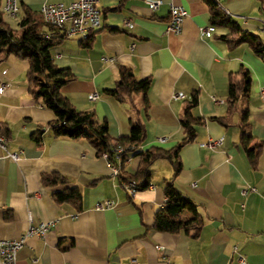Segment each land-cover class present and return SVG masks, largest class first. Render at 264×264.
<instances>
[{
	"label": "crops",
	"instance_id": "obj_1",
	"mask_svg": "<svg viewBox=\"0 0 264 264\" xmlns=\"http://www.w3.org/2000/svg\"><path fill=\"white\" fill-rule=\"evenodd\" d=\"M74 1L19 0V6L39 14L45 4ZM159 1L153 11L147 0H100L102 27L91 34V46L60 30L63 38L51 50L55 64L74 76L61 92L79 111L107 121L114 143L129 136L132 122L139 121L147 132L141 150L175 148L185 137V109L198 94L191 112L206 122L181 150L179 176L174 179L171 161L159 160L151 167L149 188L135 196L87 139L53 134L56 116L31 97L27 61L11 55L0 64V126L9 129L0 130L5 139V147L0 145V240H19L31 220L54 224L45 237L28 239L16 264H264V57L255 54L249 39L233 45L241 35L225 27L216 28L212 37L201 35L212 25L208 0ZM172 6L188 12L179 35L167 32ZM219 6L264 43L259 0H220ZM120 65L131 68L138 80H151L147 109L143 95L134 97L138 115L129 102L106 93L116 87ZM242 68L252 78L251 92L231 111L230 76L242 80L235 75ZM93 93L100 95L95 102L89 99ZM180 93L185 97L178 98ZM244 109L253 145H263L255 170L240 144ZM214 117L225 118L227 126L210 120ZM161 138L166 141L159 143ZM9 153H19L20 160L14 162ZM139 166L140 158L131 159L126 172L133 175ZM51 174L65 177L68 185H45L43 177ZM173 179L197 205L198 215L186 212L185 217L201 220L198 237L194 231L153 229L166 201L164 188ZM73 187L82 194L79 203L55 201V192ZM108 201L113 207L96 209Z\"/></svg>",
	"mask_w": 264,
	"mask_h": 264
},
{
	"label": "trees",
	"instance_id": "obj_2",
	"mask_svg": "<svg viewBox=\"0 0 264 264\" xmlns=\"http://www.w3.org/2000/svg\"><path fill=\"white\" fill-rule=\"evenodd\" d=\"M261 11L264 13V0H259ZM4 0H0V64L9 56L27 61L29 64L26 76L29 83V93L36 102H41L43 107L51 110L56 120L51 123L53 134L56 137H69L72 139H87L97 151V155L103 157L104 153L109 154V161L120 168L119 178L124 182H133L137 189H148L151 184V167L159 160H169L174 167V179L179 176L182 170L180 152L184 146L193 142L197 130L204 125L206 120L195 118L192 109L198 105V94L195 93L185 109L181 120L182 129L185 132L184 139L173 149L158 147L149 150H141L146 140V129L137 121L132 122V130L129 136L119 138L118 145L126 148V151L119 156L116 153L115 143L109 135L107 121L99 122L94 112L79 111L62 92V87L74 78L69 68H61L55 64L51 50L60 43L59 29L48 25L41 14L20 8L22 20L18 23L19 29H13L4 19ZM210 6V21L215 28L225 27L233 34H240V38L233 45H238L249 39L255 54L264 57V43L260 36L244 32L238 22L218 6L213 0H208ZM65 37V36H64ZM222 38H226L222 36ZM85 47H90L92 37L82 41ZM235 75H241L242 80L231 75L229 81L228 104L231 111L235 110L238 102L247 97L251 92L252 78L249 71L241 69ZM151 87V80H138L132 69L127 66H119V81L112 90L106 93L117 101L129 102L133 112L139 114L134 104V97L143 95L144 106L148 107V92ZM241 140L243 148L251 167L257 169L260 157L263 152V145L255 144L249 122V111H241ZM222 126H227L225 118H210ZM0 130L8 132L7 126H0ZM3 129V130H2ZM40 142V138H36ZM134 158H140V166L133 175L126 172L127 162ZM174 179L167 182L164 188L165 204L155 215L153 229L161 233L178 234L181 231L189 233L194 231V237H198L202 227L198 216L187 220L186 212L197 214V205L189 197L183 195L175 186ZM43 183L47 186L68 185L65 177L58 174H51L43 177ZM59 204L82 200V194L78 188H67L53 194Z\"/></svg>",
	"mask_w": 264,
	"mask_h": 264
},
{
	"label": "built area",
	"instance_id": "obj_3",
	"mask_svg": "<svg viewBox=\"0 0 264 264\" xmlns=\"http://www.w3.org/2000/svg\"><path fill=\"white\" fill-rule=\"evenodd\" d=\"M218 6L220 0H213ZM153 11H157L162 2L159 0H147ZM100 0H75L69 5L65 4H45L41 8V14L44 21L59 30H63L65 35L69 38H80L81 40H87L93 32L102 27V12L100 10ZM3 11L5 15L16 18L20 14L19 0H5L3 5ZM188 16L187 10L182 6H172L170 20L167 24V32L174 33L176 35L181 34L182 25ZM128 27H132V24L126 22ZM215 26L201 29V35L205 37H212L215 33ZM261 32L264 36V23L261 28ZM106 61L108 59H105ZM5 86L1 88L3 93ZM178 98H184L185 96L180 93ZM100 98L98 93H93L89 96V99L93 102ZM261 98L264 100V88L261 90ZM218 103L217 100L214 99ZM4 137L0 135V145L4 148ZM159 143H164L165 139H159ZM221 141L218 142L220 144ZM116 153L119 156L126 151V148L115 143ZM8 157L17 162L20 160L19 153H9ZM103 158L109 161V154L104 153ZM110 163V161H109ZM113 168V175L119 176L120 168L110 163ZM125 189L131 196H135L137 192V186L133 182H125ZM113 207V202L108 201L104 204H98L97 210H105ZM53 222H44L34 224L31 220V224L27 233L19 240H0V264H16L19 251L25 246L30 237H45L53 226ZM244 263L243 260H241Z\"/></svg>",
	"mask_w": 264,
	"mask_h": 264
},
{
	"label": "rangeland",
	"instance_id": "obj_4",
	"mask_svg": "<svg viewBox=\"0 0 264 264\" xmlns=\"http://www.w3.org/2000/svg\"><path fill=\"white\" fill-rule=\"evenodd\" d=\"M22 16H23L22 13L19 14L16 18H11V17H9L7 15H4V19L10 25L11 28L19 29L18 28V23H19V21L22 20V18H23Z\"/></svg>",
	"mask_w": 264,
	"mask_h": 264
}]
</instances>
